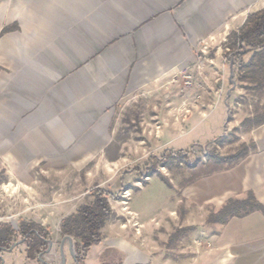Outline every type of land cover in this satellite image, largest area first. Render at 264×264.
I'll return each mask as SVG.
<instances>
[{
  "label": "crops",
  "instance_id": "1",
  "mask_svg": "<svg viewBox=\"0 0 264 264\" xmlns=\"http://www.w3.org/2000/svg\"><path fill=\"white\" fill-rule=\"evenodd\" d=\"M263 8L264 0H0V167L18 182V205L3 217L41 224L52 242L45 260L28 258L23 241L0 253L3 264H62V251L65 264H264L263 212L207 223L230 199L253 193L264 205V123L241 131L250 148L239 161L188 181L170 177L171 186L134 180L139 190L119 197L124 166L191 134L221 146L230 125L242 129L254 114L239 108L230 120L242 103L223 47ZM205 45L203 88L175 83ZM225 93L224 129L226 112L215 110ZM134 102L142 139L118 146L131 152L119 155L120 116ZM96 188L117 192L115 216L78 262L61 223Z\"/></svg>",
  "mask_w": 264,
  "mask_h": 264
},
{
  "label": "trees",
  "instance_id": "2",
  "mask_svg": "<svg viewBox=\"0 0 264 264\" xmlns=\"http://www.w3.org/2000/svg\"><path fill=\"white\" fill-rule=\"evenodd\" d=\"M10 28H5L3 32ZM230 49L236 58V77L242 83H248L247 89H264V8L248 16L245 24L229 36ZM252 53L249 61H243V55ZM229 52L226 53V56ZM264 123V116L257 112L247 117L242 122L246 129ZM224 137H220V144ZM250 146L242 144V149L231 156L218 157L221 161L235 163L244 157ZM179 153V152H178ZM177 153V154H178ZM177 154H172V159ZM168 157V156H167ZM164 156V159L167 158ZM156 171H152V174ZM110 198L119 199L115 194H110L102 188L92 192V200L83 203L75 214L63 219L61 232L75 240L77 261L83 262L85 253L90 247L102 240V230L106 223L115 216ZM264 213L261 204L253 193L244 199H230L219 211L210 213L207 223H226L231 217H243L253 211ZM194 230L193 227L176 230L169 239L168 245L173 244L181 236ZM20 238L27 244L26 253L30 259L37 258L49 245V230L35 221L20 220L18 226L11 222L0 223V253L11 250L13 244ZM0 264L3 258L0 256Z\"/></svg>",
  "mask_w": 264,
  "mask_h": 264
},
{
  "label": "rangeland",
  "instance_id": "3",
  "mask_svg": "<svg viewBox=\"0 0 264 264\" xmlns=\"http://www.w3.org/2000/svg\"><path fill=\"white\" fill-rule=\"evenodd\" d=\"M230 42L231 40L229 41L228 39L225 46L223 47L225 57L226 53L228 52L226 50V47H230ZM228 63H230V61ZM233 73L234 77L232 78V80H236L235 87L237 86L240 89V93H238L237 95V100H239L242 104L241 106L236 105L237 109L235 107L234 109H232V112L230 113V120H235V118L237 117L236 113H238L239 108L245 114L257 112L261 116H264V89H247V86L250 85L248 83L240 82L235 76L234 71ZM226 84L228 85V82ZM225 100L226 93L223 94L222 101L215 110V114H218L221 109H224V111L226 112L224 129L228 120V105ZM234 100L235 99L232 97L229 101L231 104V108H233L234 106ZM140 107L141 105H139L138 103H130L128 104V109L124 110L122 115L120 116V128L119 133L116 136V141L118 142V145H115L116 149L118 148V146L119 148H122V146H125L126 148L128 143L138 144L139 142H141L142 133L138 116V114L140 113ZM213 116L211 118H213ZM243 129L246 128H233V126L230 125L228 134L226 135V137H224L223 141L220 142L221 146L218 147L212 146L208 143L198 142V140L195 139L190 140L193 137V135L191 134L181 138L180 141H177V143H174L165 151H156L155 153L158 155H153V151L150 152V155L147 156L143 164L135 163L134 165L131 164L124 166V169H128L131 171L128 174V178L125 179L126 187H128L126 189H128L131 193L137 191L139 190L138 187L147 185L148 180L153 177L155 178L156 176H158L166 184L171 186L169 182L170 177L181 176L185 178L184 180L188 181L198 176L205 175L214 170H218L233 164L230 161H221L218 157L231 156L232 154H235L242 149V143H240L239 135ZM187 140L190 141L188 144L186 142ZM148 149L149 148L146 145V150L142 152L136 150L134 151V156H136L137 158L141 153H148ZM115 152L119 155L124 154L125 156L126 154L131 153L127 149H117ZM174 153L178 154L176 158L172 159L170 156ZM164 156L168 157L164 159ZM152 171H156V173L152 174ZM145 174L149 176L148 179H146ZM9 175L10 174L6 172L4 168L0 167V222H13L14 226L17 227L18 223L15 219L3 217L7 215H4V213H6L7 211L6 208H10V211H14L13 208L18 205V182L13 181L12 183L11 181H9ZM134 180H138V187L134 185ZM122 190L120 192H122ZM156 190L157 188L155 186H152L148 189L149 192H156ZM116 193L117 192H114V195ZM119 197L122 196L120 195ZM18 255H20L19 251Z\"/></svg>",
  "mask_w": 264,
  "mask_h": 264
},
{
  "label": "built area",
  "instance_id": "4",
  "mask_svg": "<svg viewBox=\"0 0 264 264\" xmlns=\"http://www.w3.org/2000/svg\"><path fill=\"white\" fill-rule=\"evenodd\" d=\"M228 39L226 40V42ZM206 50L207 46L205 45L203 48L199 49L195 53L194 60L191 62L189 67L185 69L183 72H181L174 80L175 83L181 84L184 88H193V87H198V88H203V84L198 81V78L201 77L202 75V68L204 66V58L206 56ZM226 50L229 52L228 56H226L225 61L229 62L230 64L233 65V71L235 72L236 76V58L233 55V52L230 51L228 47H226ZM229 60V61H228ZM146 179L149 178L147 174H145ZM120 195L124 199H128L130 197V192L129 190L123 189L122 192H120ZM46 253L41 254V259L45 260Z\"/></svg>",
  "mask_w": 264,
  "mask_h": 264
},
{
  "label": "water",
  "instance_id": "5",
  "mask_svg": "<svg viewBox=\"0 0 264 264\" xmlns=\"http://www.w3.org/2000/svg\"><path fill=\"white\" fill-rule=\"evenodd\" d=\"M231 67L233 68V65H231ZM234 77V73H233V69H232V78ZM66 238L68 240H70V242L72 243L73 245V238L71 236H66ZM23 240H21V242H16L13 244L12 248L13 249L16 245H18L19 243H22ZM50 243V246L48 247V249L46 250L47 252H49L52 248V242H49ZM72 255L73 257L75 258V260H77V254L75 253L74 249L72 250ZM42 260V259H41ZM66 263V257L64 255V251H62V264H65Z\"/></svg>",
  "mask_w": 264,
  "mask_h": 264
}]
</instances>
